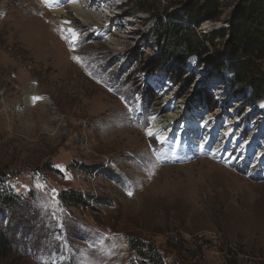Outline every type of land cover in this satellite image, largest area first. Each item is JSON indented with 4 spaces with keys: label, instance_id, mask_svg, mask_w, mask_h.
Masks as SVG:
<instances>
[{
    "label": "rangeland",
    "instance_id": "obj_1",
    "mask_svg": "<svg viewBox=\"0 0 264 264\" xmlns=\"http://www.w3.org/2000/svg\"><path fill=\"white\" fill-rule=\"evenodd\" d=\"M82 1L97 30L71 13L69 29L42 0H0V264H140L144 243L159 264H264V100L225 47L243 0H218L212 21L205 0ZM249 60L264 77V58ZM168 99L230 121L251 152L169 161L147 132Z\"/></svg>",
    "mask_w": 264,
    "mask_h": 264
},
{
    "label": "bare ground",
    "instance_id": "obj_2",
    "mask_svg": "<svg viewBox=\"0 0 264 264\" xmlns=\"http://www.w3.org/2000/svg\"><path fill=\"white\" fill-rule=\"evenodd\" d=\"M84 2L82 0H77L75 3L72 0H50L49 4L41 3L46 6L49 14H53L57 18H63L61 23L69 29L72 27H70L71 21L68 13H71L72 16L79 19L83 24L97 30L101 22L90 15L89 6ZM96 15L98 18L101 17L100 14ZM167 91L168 89H164L162 95H165ZM32 92H36L35 87H32ZM167 101L168 112L164 117L165 119L153 117L147 132L156 136L160 144L165 143L164 157L167 156L169 161L182 162L193 151L214 159L224 157L226 161L234 158V156L242 155L244 157L247 153L251 152V143L240 142L241 144L239 145L238 139L236 137L232 138V130L229 127L230 121H227L226 125L221 128L218 127L219 123L212 114H204L202 119H199L200 115L184 116L183 112L178 110V107L172 100L168 99ZM180 121L181 127L179 132H174V127ZM201 129L206 131L204 137L199 136ZM197 136H199V139H197ZM214 137L217 139L215 140V145H212L211 142ZM227 147H230L232 152L228 151V153L224 154ZM253 157L252 166L264 163L263 150L258 149Z\"/></svg>",
    "mask_w": 264,
    "mask_h": 264
},
{
    "label": "trees",
    "instance_id": "obj_3",
    "mask_svg": "<svg viewBox=\"0 0 264 264\" xmlns=\"http://www.w3.org/2000/svg\"><path fill=\"white\" fill-rule=\"evenodd\" d=\"M218 0H205L204 4L199 8V15L202 21L216 20L219 15L217 6ZM207 10L203 12L204 8ZM238 14L229 22L228 41L226 50L229 51V59L227 67L233 73L238 83H244L252 92L253 99L256 101L264 100V77L256 78L249 72V58H264V0H243L237 10ZM183 33V27L178 24H170L168 27L167 40L171 41L169 52L170 58L177 56L175 52L178 48H182L180 37ZM165 35V34H164ZM180 43V45H179ZM191 52V51H188ZM183 51L178 53V56ZM192 55L189 53L188 56ZM223 65H221L222 67ZM2 244V257L6 255V241L0 236ZM142 243V242H140ZM145 244V243H144ZM139 244L140 247H147V253L141 251L140 247L135 244L132 247L143 258L140 264H148L150 260L156 259L152 264H159L160 260L155 254L152 246ZM155 257V258H154Z\"/></svg>",
    "mask_w": 264,
    "mask_h": 264
},
{
    "label": "snow or ice",
    "instance_id": "obj_4",
    "mask_svg": "<svg viewBox=\"0 0 264 264\" xmlns=\"http://www.w3.org/2000/svg\"><path fill=\"white\" fill-rule=\"evenodd\" d=\"M42 2L45 3V4H49V3H50V0H42ZM72 2L75 3V2H77V0H72ZM73 35H75V34L73 33ZM77 62H79V58H77ZM40 99H42V98H40V97H33V100H34V101H38V100H40ZM149 135H151V133H149ZM128 195L131 196V195H132V192L129 191V192H128Z\"/></svg>",
    "mask_w": 264,
    "mask_h": 264
}]
</instances>
